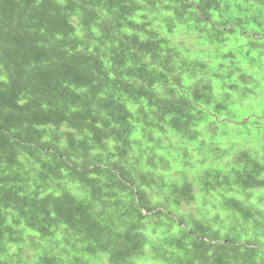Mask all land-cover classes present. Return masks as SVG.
<instances>
[{
  "label": "trees",
  "instance_id": "trees-1",
  "mask_svg": "<svg viewBox=\"0 0 264 264\" xmlns=\"http://www.w3.org/2000/svg\"><path fill=\"white\" fill-rule=\"evenodd\" d=\"M0 264H264V0H0Z\"/></svg>",
  "mask_w": 264,
  "mask_h": 264
},
{
  "label": "bare ground",
  "instance_id": "bare-ground-1",
  "mask_svg": "<svg viewBox=\"0 0 264 264\" xmlns=\"http://www.w3.org/2000/svg\"><path fill=\"white\" fill-rule=\"evenodd\" d=\"M141 2V1H140ZM139 2V3H140ZM142 2H144V1H142ZM108 6V5H107ZM148 12V11H147ZM172 25V24H171ZM179 30V29H178ZM174 35V34H173ZM171 40V39H170ZM184 42V41H183ZM184 44V43H183ZM175 116V115H174ZM183 132V131H182ZM184 133H185V131H184ZM187 133V132H186ZM189 135V134H188ZM193 142V141H192ZM183 143V142H182ZM208 164V163H207ZM212 170V169H211ZM184 173V172H183ZM167 177V176H166ZM238 177V176H237ZM173 178V177H172ZM171 178V179H172ZM174 179V178H173ZM182 180V179H181ZM197 184V183H196ZM190 185V184H189ZM200 187V186H199ZM234 187V186H233ZM203 188V187H202ZM238 188V187H237ZM126 191V190H125ZM212 191V190H211ZM227 191V190H226ZM207 192V191H206ZM228 193V192H227ZM208 194H210V193H208ZM100 195V194H99ZM95 196V195H94ZM212 197V196H211ZM93 198H95V197H93ZM150 199V198H149ZM201 199V198H200ZM103 200V199H102ZM160 201V200H159ZM155 202V201H154ZM157 203V202H156ZM199 203H201V202H199ZM143 204V203H142ZM189 204V203H188ZM146 205V204H145ZM95 208V207H94ZM225 208V207H224ZM221 209H222V207H221ZM217 210V209H216ZM197 211V210H196ZM100 216V215H99ZM155 218V217H154ZM153 218V219H154ZM206 219V218H205ZM203 221V220H202ZM149 222V221H148ZM201 222V221H200ZM203 226V225H202ZM204 227V226H203ZM119 234V233H118ZM250 260V259H249Z\"/></svg>",
  "mask_w": 264,
  "mask_h": 264
},
{
  "label": "rangeland",
  "instance_id": "rangeland-1",
  "mask_svg": "<svg viewBox=\"0 0 264 264\" xmlns=\"http://www.w3.org/2000/svg\"><path fill=\"white\" fill-rule=\"evenodd\" d=\"M190 208H188V207H184L183 209L185 210V211H189V212H191L192 211V209H191V206H189Z\"/></svg>",
  "mask_w": 264,
  "mask_h": 264
}]
</instances>
